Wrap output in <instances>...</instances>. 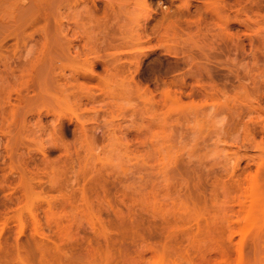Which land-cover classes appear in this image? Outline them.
I'll list each match as a JSON object with an SVG mask.
<instances>
[{
  "label": "rangeland",
  "instance_id": "374dc122",
  "mask_svg": "<svg viewBox=\"0 0 264 264\" xmlns=\"http://www.w3.org/2000/svg\"><path fill=\"white\" fill-rule=\"evenodd\" d=\"M103 1L61 5V85L33 11L0 54L40 41L0 97V264H264V0Z\"/></svg>",
  "mask_w": 264,
  "mask_h": 264
},
{
  "label": "bare ground",
  "instance_id": "6f19581e",
  "mask_svg": "<svg viewBox=\"0 0 264 264\" xmlns=\"http://www.w3.org/2000/svg\"><path fill=\"white\" fill-rule=\"evenodd\" d=\"M10 1H11V4L12 3H14V2H12V0H1L0 1V16L2 15L1 14V12L2 13H7V12H3V11H5V9L7 10V6H8V4H9V8L11 7V5H10ZM13 1H15V0H13ZM48 1V0H47ZM64 1H66V0H53V3H52V1H51V4L52 5H50V1H48L49 3H47L46 2V0H43V1H41V0H29V2H25V3H23V2H19L20 3V7H18V10H17V12H16V14L17 13H19L18 11H20L21 13L20 14H17L19 17V19H22L23 20V18H24V16L26 15V13H27V16L28 15H30L31 13H32V11H33V13H32V15L34 16V17H36V18H34L33 19V21L35 20H42L44 23H45V25L43 26V29H40V31H41V33H40V31L38 30V36H39V34H41L39 37H40V40H42L43 41V48H42V50L40 51V53H41V56H39V59H38V62H37V64L36 65H38V66H36V67H38V69L40 68V71L42 70V73H44L43 75L44 76H46V77H44V78H47V77H49V78H47V79H50L51 77H53L54 79H55V84L57 85V86H59V85H61V82L63 81V78H64V74H65V71L63 72V67L61 68V62L63 61V59L68 55V54H71V55H73V53H71L72 51H71V47H72V44H69L68 46H66L65 47V45H64V43H62V32H63V30H64V28H62V7H61V5L63 6V5H65L66 3H68L69 2V0H68V2H64ZM71 1V0H70ZM111 1V0H110ZM113 2L114 1H116V0H112ZM121 1H124V0H121ZM16 2V1H15ZM64 2V4H62ZM103 2H105V5H104V8H105V12L107 13V11L109 10V9H111L112 7L114 8V5H111V4H113V3H110L109 1H107V0H104ZM125 2V1H124ZM123 2V3H124ZM23 3V4H22ZM70 3V2H69ZM68 3V4H69ZM115 3V2H114ZM122 3V2H121ZM120 3V4H121ZM119 4V5H120ZM16 5V4H15ZM18 6H19V4H18ZM123 6V5H122ZM121 6V7H122ZM17 7V6H16ZM116 7V6H115ZM13 8V7H12ZM11 8V9H12ZM15 8H13L12 10V12H15V10H14ZM75 10L77 9V8H74ZM86 9V8H85ZM31 10V11H30ZM78 10V9H77ZM87 10V9H86ZM96 10H97V5H96V3L94 2V1H92V6L90 7V9H89V7H88V11L87 12H90V13H88V14H90V15H92L91 13H95L96 12ZM114 10V9H113ZM113 10H112V12H113ZM26 11H28V12H26ZM79 11V12H78ZM77 12H74V10H73V12L71 13V15L69 16V15H67V16H69L70 17V19L72 20V19H74L73 20V22L76 20V18H80V21H79V19H77L76 21H78V23H79V25H80V23L82 22V20H81V17H79L80 15L82 16L83 14H80L81 12H80V10H78ZM115 11V10H114ZM86 12V11H85ZM29 13V14H28ZM78 13L80 14V15H78ZM21 14H23L24 16H21ZM88 14H86V15H88ZM96 14V13H95ZM94 14V15H95ZM8 15V14H7ZM31 15V16H32ZM11 16V15H10ZM12 16H14V15H12ZM33 16H32V18H33ZM60 16H61V19H59L60 18ZM89 16V15H88ZM4 17V16H3ZM7 17V16H6ZM5 17V18H6ZM15 17V16H14ZM14 17H12L11 19H13L14 21L13 22H16V23H13L14 24V26L16 27L17 26V23H18V25H20L21 24V22H22V20H18L19 22H17V20L15 21V19H18V18H14ZM20 17H22V18H20ZM26 17V16H25ZM69 17H67V18H69ZM90 17V16H89ZM88 17V18H89ZM92 17H93V15H92ZM92 17H90L89 19H91ZM83 18V17H82ZM87 18V19H88ZM93 18H96L95 16L93 17ZM68 20V21H70L71 22V20ZM0 20H3V19H0ZM75 21V22H76ZM93 21V20H92ZM7 21H1L0 23H1V25H9L10 23H6ZM91 22V20L89 21V23ZM94 22H96V19H94ZM99 23V22H98ZM104 23H107L106 21L104 22ZM49 24L51 25V27L53 26V28H50L49 27ZM78 24H75L74 26H77ZM1 27H3V26H1ZM1 27H0V29H1ZM9 27H13V25L11 26V25H9ZM9 27H7L6 26V28L7 29H9L10 30V28ZM15 27H13V28H11V30H13V32H9V31H7L6 32V34L4 33V35L0 38V54H1V56H4L5 54H9V52H10V49H11V46L9 45V41H10V38H12V37H14V40L15 39H19V38H17L18 36H20V34H26V29H23V25L21 26L20 25V27L19 26H17L16 27V29L14 30V28ZM78 27V26H77ZM22 29H23V31H22ZM4 30V29H3ZM27 30H28V28H27ZM4 31H6V29L4 30ZM64 33V32H63ZM76 36V35H75ZM74 36V37H75ZM28 39V38H27ZM33 39H34V37H33ZM74 39H76L77 40V38L75 37ZM39 39H37V41L34 39V43H35V45L36 46H40V41H38ZM76 40L74 41L73 40V42H75V44H76ZM30 41H32V39L30 40ZM65 41V40H64ZM39 42V43H38ZM37 44H39V45H37ZM17 45H18V42H17ZM29 45V44H28ZM41 45H42V43H41ZM25 46L27 47V51H26V53H24V54H22V55H20V54H14L15 56L13 57H9V58H7V61L5 62V64H4V70L3 71H1L0 72V97H1V95H2V92H6V91H8L9 89H11L14 85H15V83H16V81H17V79H18V77H19V71H20V68H21V66H24V67H27V66H30V65H32L33 63V60H31V58H30V55H32V53H33V51H32V47H36V46H32V47H28L26 44H25ZM73 46H74V44H73ZM26 47H25V49H26ZM30 48V49H29ZM73 48H75L76 49V47L74 46ZM75 54L77 55L78 53H77V51H75ZM71 59V58H70ZM74 59V58H73ZM65 60V59H64ZM72 61V60H71ZM32 63V64H31ZM105 66V68L107 69V66H108V64H107V66L106 65H104ZM39 71V70H38ZM37 71V72H38ZM25 72V71H24ZM41 73V74H42ZM41 78V77H40ZM39 78V79H40ZM46 79V81H48L49 82V80H47ZM48 82H47V84H48ZM43 83V82H42ZM14 84V85H13ZM46 84V83H45ZM45 84H43V86H47V84L45 85ZM39 85V84H38ZM29 87V86H28ZM32 87V86H31ZM48 87V86H47ZM46 87V88H47ZM30 88H28V90H29ZM43 89V88H42ZM41 89V90H42ZM12 90V89H11ZM40 90V91H41ZM10 92V91H9ZM45 92V91H44ZM48 92V91H47ZM7 93V92H6ZM6 93H4L3 95H5ZM40 94V93H39ZM43 96V95H42ZM2 98H4L3 96H2ZM25 99V98H24ZM34 100V99H33ZM1 102H2V99L0 100ZM0 102V103H1ZM27 102V101H26ZM35 102V101H34ZM34 102H33V104H34ZM43 102V101H42ZM29 103H30V101H29ZM28 103V104H29ZM31 103H32V100H31ZM25 105V104H24ZM32 105V104H31ZM26 106H28L29 107V105H27V103H26ZM28 110V109H27ZM24 112V111H23ZM27 113V112H26ZM26 118V117H25ZM24 124V123H23ZM15 130V129H14ZM9 134V133H8Z\"/></svg>",
  "mask_w": 264,
  "mask_h": 264
}]
</instances>
